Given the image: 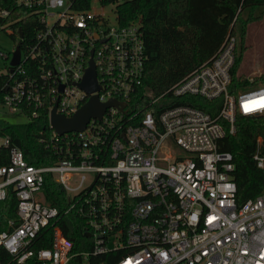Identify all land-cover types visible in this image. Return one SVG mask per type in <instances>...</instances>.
I'll use <instances>...</instances> for the list:
<instances>
[{
    "label": "built area",
    "instance_id": "1",
    "mask_svg": "<svg viewBox=\"0 0 264 264\" xmlns=\"http://www.w3.org/2000/svg\"><path fill=\"white\" fill-rule=\"evenodd\" d=\"M40 23L20 61L11 64L16 38L12 11L0 7V107L29 121L48 110L56 162L34 165L10 137H1L10 162L0 165V264H91V257L121 251L118 264H264V190L239 204L230 151L219 149L235 132L237 113H264L263 64L241 74L232 90L237 38L229 33L218 52L145 109L134 99L146 60L142 17L121 23L119 5L132 0H16ZM93 60L101 102L109 106L85 129L58 134L57 112L72 116L94 93L80 86ZM166 107L159 104L167 94ZM196 95L221 100L217 115L171 99ZM179 148L190 154L182 155ZM253 158L264 172V139ZM47 176L66 191L65 208L45 200ZM15 213L3 206L8 193ZM9 210V206H6ZM84 221L91 248L73 251L61 223Z\"/></svg>",
    "mask_w": 264,
    "mask_h": 264
},
{
    "label": "trees",
    "instance_id": "2",
    "mask_svg": "<svg viewBox=\"0 0 264 264\" xmlns=\"http://www.w3.org/2000/svg\"><path fill=\"white\" fill-rule=\"evenodd\" d=\"M0 7L12 11L9 19H15L12 27L16 34L21 30L23 51L34 42L40 23L36 14L19 5L16 0H0ZM121 23L142 17V31L145 43L146 60L142 84L137 88L134 99L142 108H147L154 97L164 94L178 81L199 67L218 52L227 35L237 38L236 63L232 69V90L240 82L238 70L247 50L246 37L252 23L264 20V0H132L118 7ZM20 34V33H19ZM5 76H0V96ZM167 93L158 104L159 110L166 107ZM173 105L188 103L217 115L222 101H209L196 95L172 98ZM220 139L222 151H230L236 168L234 179L237 184L239 204L253 198L264 190V172L253 155L257 138L264 139V113L245 115L237 113L235 132L229 131ZM53 133L49 124L48 110L43 109L39 116L29 121H11L0 118V138L10 137L13 144L24 152L25 159L34 165L51 164L57 161L58 154L49 141ZM10 162L9 149L0 141V165ZM45 200L60 210L65 208L66 191L53 177L47 176L44 186ZM17 199L9 191L3 206L7 216H13ZM6 206H9L6 208ZM66 236L74 243L73 251L91 248V238L86 235L84 221L71 213L61 223ZM122 252L111 251L91 257V264H118ZM83 264V263H80Z\"/></svg>",
    "mask_w": 264,
    "mask_h": 264
},
{
    "label": "water",
    "instance_id": "3",
    "mask_svg": "<svg viewBox=\"0 0 264 264\" xmlns=\"http://www.w3.org/2000/svg\"><path fill=\"white\" fill-rule=\"evenodd\" d=\"M19 33L20 37H23L21 30ZM20 55L21 46L19 42L11 59L12 65H17L19 63ZM80 86L88 93L94 94H92L90 99L70 117L58 113L57 106H54L50 114V123L58 134L71 131H81L85 129L92 117L101 118L107 107L112 105L123 107L125 105L124 103L115 99H111L108 102H101L99 100L98 95L95 93L100 87L97 82L96 69L93 60H90V66L87 69L83 80L80 82ZM86 235H89V233H86Z\"/></svg>",
    "mask_w": 264,
    "mask_h": 264
},
{
    "label": "rangeland",
    "instance_id": "4",
    "mask_svg": "<svg viewBox=\"0 0 264 264\" xmlns=\"http://www.w3.org/2000/svg\"><path fill=\"white\" fill-rule=\"evenodd\" d=\"M7 38L0 40V47L12 48L13 39L9 36ZM247 50L245 52L242 64L238 70V74H249L254 69L258 68L263 64V52H264V20L254 22L250 25L248 30V35L246 37ZM1 61V60H0ZM3 65V61H1ZM8 110L4 107H0V115L5 116ZM11 121H23L22 118L7 116ZM179 152L182 155L190 154L188 151H185L179 148Z\"/></svg>",
    "mask_w": 264,
    "mask_h": 264
}]
</instances>
